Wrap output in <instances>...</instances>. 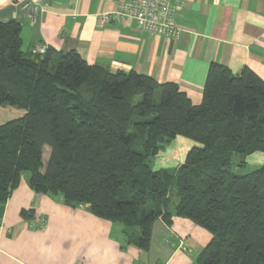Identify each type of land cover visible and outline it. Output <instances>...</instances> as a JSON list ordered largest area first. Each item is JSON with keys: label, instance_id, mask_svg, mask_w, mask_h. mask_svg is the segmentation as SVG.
<instances>
[{"label": "trees", "instance_id": "16d2710c", "mask_svg": "<svg viewBox=\"0 0 264 264\" xmlns=\"http://www.w3.org/2000/svg\"><path fill=\"white\" fill-rule=\"evenodd\" d=\"M20 32L0 22V106L23 113L0 124V205L26 175L36 195L88 205L144 253L157 220L182 218L210 235L196 264H264V164L241 173L246 157L264 154L257 75L211 64L193 105L174 83L89 65L75 51L26 54ZM178 136L197 146L173 171H155Z\"/></svg>", "mask_w": 264, "mask_h": 264}, {"label": "crops", "instance_id": "0c3cea01", "mask_svg": "<svg viewBox=\"0 0 264 264\" xmlns=\"http://www.w3.org/2000/svg\"><path fill=\"white\" fill-rule=\"evenodd\" d=\"M126 1L41 0L29 11L23 0H0V22L21 27L26 54L43 45L57 55L75 51L89 65L174 83L193 105L202 101L211 64L233 75L247 68L264 82V0H185L175 17L182 31L177 41L139 30L130 18L100 23V15ZM22 114L0 106V124ZM196 146L176 137L159 151L153 169L173 171ZM245 161L263 164L264 154ZM22 210L31 211V218H23ZM209 241L208 232L189 220L173 218L167 226L159 219L144 253L123 245L119 224L96 218L88 205L71 208L61 197L36 195L27 177L0 205V264H196Z\"/></svg>", "mask_w": 264, "mask_h": 264}, {"label": "built area", "instance_id": "2783aa9c", "mask_svg": "<svg viewBox=\"0 0 264 264\" xmlns=\"http://www.w3.org/2000/svg\"><path fill=\"white\" fill-rule=\"evenodd\" d=\"M11 2L12 0H4ZM41 0H23L22 7L33 11ZM185 0H127L120 4L116 11L100 15L102 24H108L117 19H133L136 28L152 35L162 36L168 40L177 41L182 31L176 26L175 17L178 9L184 6ZM1 6V5H0ZM46 46H39L31 51L34 56H42Z\"/></svg>", "mask_w": 264, "mask_h": 264}, {"label": "rangeland", "instance_id": "374dc122", "mask_svg": "<svg viewBox=\"0 0 264 264\" xmlns=\"http://www.w3.org/2000/svg\"><path fill=\"white\" fill-rule=\"evenodd\" d=\"M255 154V153H254ZM48 157H49V149L48 148H46V151H45V153H44V162H45V160L47 161V159H48ZM157 157V156H156ZM247 158V157H246ZM234 160H237V158H235ZM246 160V159H245ZM251 160V159H250ZM175 161V160H174ZM245 164H246V161H245ZM262 164V162L260 163H255L254 165L252 164V165H249V166H246V169L244 170V171H241V173H244V172H246V171H251V170H254V169H257L258 167H260V166H262L261 165ZM24 178L26 177V175L25 176H23Z\"/></svg>", "mask_w": 264, "mask_h": 264}]
</instances>
